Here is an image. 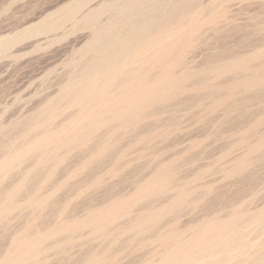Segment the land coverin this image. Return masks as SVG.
<instances>
[{
	"label": "rangeland",
	"instance_id": "obj_1",
	"mask_svg": "<svg viewBox=\"0 0 264 264\" xmlns=\"http://www.w3.org/2000/svg\"><path fill=\"white\" fill-rule=\"evenodd\" d=\"M0 264H264V0H0Z\"/></svg>",
	"mask_w": 264,
	"mask_h": 264
},
{
	"label": "bare ground",
	"instance_id": "obj_2",
	"mask_svg": "<svg viewBox=\"0 0 264 264\" xmlns=\"http://www.w3.org/2000/svg\"><path fill=\"white\" fill-rule=\"evenodd\" d=\"M106 63V62H105ZM102 118V117H101ZM189 258V257H188Z\"/></svg>",
	"mask_w": 264,
	"mask_h": 264
}]
</instances>
